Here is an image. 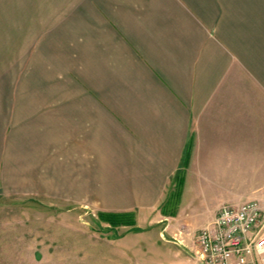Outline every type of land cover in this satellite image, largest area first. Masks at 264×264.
<instances>
[{"label": "crops", "instance_id": "obj_1", "mask_svg": "<svg viewBox=\"0 0 264 264\" xmlns=\"http://www.w3.org/2000/svg\"><path fill=\"white\" fill-rule=\"evenodd\" d=\"M95 2L77 43L82 102L35 115L39 151L61 128L68 152L116 175L133 207H162L182 175L169 227L226 202L264 204V0Z\"/></svg>", "mask_w": 264, "mask_h": 264}, {"label": "rangeland", "instance_id": "obj_2", "mask_svg": "<svg viewBox=\"0 0 264 264\" xmlns=\"http://www.w3.org/2000/svg\"><path fill=\"white\" fill-rule=\"evenodd\" d=\"M95 1L0 0V264H198L197 236L229 202L211 220L169 227L163 207L177 210V177L162 207H133L116 175L88 173L93 161L68 152L61 128L46 129L40 151L28 132L36 114L82 102L77 43ZM127 209L137 211L134 226L100 217Z\"/></svg>", "mask_w": 264, "mask_h": 264}, {"label": "built area", "instance_id": "obj_3", "mask_svg": "<svg viewBox=\"0 0 264 264\" xmlns=\"http://www.w3.org/2000/svg\"><path fill=\"white\" fill-rule=\"evenodd\" d=\"M262 213L256 199L223 205L197 236V258L202 264H251L256 256L264 264Z\"/></svg>", "mask_w": 264, "mask_h": 264}, {"label": "trees", "instance_id": "obj_4", "mask_svg": "<svg viewBox=\"0 0 264 264\" xmlns=\"http://www.w3.org/2000/svg\"><path fill=\"white\" fill-rule=\"evenodd\" d=\"M182 175L179 176L177 182V188L175 192L172 193L170 202L172 203L173 199L177 198V203L180 200L182 194ZM163 212L168 213L166 206L163 207ZM100 217L103 221L111 224L112 226L120 225H130L134 226L137 223L135 211H101Z\"/></svg>", "mask_w": 264, "mask_h": 264}]
</instances>
